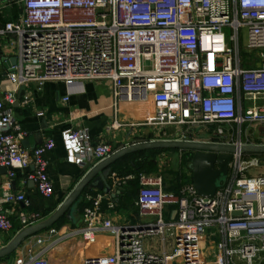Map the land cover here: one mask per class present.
Listing matches in <instances>:
<instances>
[{
	"label": "built area",
	"instance_id": "obj_1",
	"mask_svg": "<svg viewBox=\"0 0 264 264\" xmlns=\"http://www.w3.org/2000/svg\"><path fill=\"white\" fill-rule=\"evenodd\" d=\"M19 1L21 16L0 25V34L14 33L18 42L17 60L5 77L12 86L0 88V167L7 176L0 180V231L12 228L5 204L29 205L24 193L11 189L17 170L25 171L40 196L53 193L46 154L55 141L49 137L30 149L21 144L26 131L13 107L31 96L19 99L20 85L108 79L117 98L125 93L128 100L152 99L153 123L185 128L178 139L264 143L241 136L245 123L264 125V0ZM10 2L0 0V11ZM245 51L255 54L244 56ZM61 138L77 164H95L115 151L107 143H92L85 128L65 130ZM261 164L257 155L233 152L228 174L212 197L199 195L192 183L176 193L166 191L160 174L111 172L114 189L137 178L139 215L154 220L115 226L105 217V207L114 202L103 192H83L76 234L92 243L98 231L109 230L115 248L111 255H88L82 264H264V175H249ZM166 205L175 208L174 218H164ZM15 218L24 228L42 215L18 211ZM169 229L173 249L167 253ZM154 235H161L160 253L144 247V238ZM32 248L12 264H47L44 252L31 254Z\"/></svg>",
	"mask_w": 264,
	"mask_h": 264
},
{
	"label": "crops",
	"instance_id": "obj_2",
	"mask_svg": "<svg viewBox=\"0 0 264 264\" xmlns=\"http://www.w3.org/2000/svg\"><path fill=\"white\" fill-rule=\"evenodd\" d=\"M21 14V2L12 0L0 11V25L5 21L18 19ZM17 54L16 35L11 32L0 34V61L13 56L17 57ZM2 70L3 65L0 62V71ZM11 86L6 78H1V89ZM122 92H125L124 86ZM24 94H30V101L22 103L19 100L13 107L17 122L26 131L21 144L30 149L49 137L54 139V148L46 154L47 172L52 181L53 193L49 198L40 196L36 192L33 182L26 178L25 171H16V175L11 180V189L13 192L24 193L29 199V205L22 202L15 205H4V209L7 210L12 220V228L8 232L0 231V248L22 229L15 218L16 212L36 211L41 213V220L47 218L84 175L85 164H93V162L77 164L66 153L61 138L63 131L85 128L89 131L92 143H107L117 150L138 141L178 139L180 138L179 134L185 130L177 125L154 124L156 104L152 99L128 100L125 93L117 98L113 94V85L108 79L77 80L69 86L61 79L47 80L40 87L35 82H29L17 88L19 99ZM67 94L68 98L63 99ZM114 122L119 126L114 127ZM261 133L264 134L263 129ZM191 155L192 152L187 150L163 149L151 156L157 167L156 173L162 176V172H166L168 176V179L162 177L164 190L176 193L183 184L192 183V173L188 168L190 160L186 161ZM123 164L125 162L117 167ZM6 179V171L0 172V180L5 181ZM108 181L110 180L108 179ZM133 184L132 179L127 180L124 189L120 190L118 195L115 197L106 196L114 202V207H105V217L110 219L115 226L136 227L149 220V218L139 215L138 206L135 205L138 186ZM86 188L103 192L101 189L89 186ZM127 191L133 192L127 196L129 203L124 202V194ZM112 192H115V189ZM174 209L168 205L164 206V218H174ZM77 216H80L79 208ZM77 227V221L72 223L65 218L57 227H53L54 233H50V229H46L42 234L38 233L36 236L25 239L16 248L12 258L14 260L21 258L31 245L33 247L40 245L37 248V253L44 252L43 258L46 259L47 264H56L58 261L64 263L66 258L70 257L68 255L70 247H73L74 253H79V257H82L81 264L88 255H111L114 253L115 236L111 231L100 230L96 233L94 242L85 241L81 245L82 237L75 232ZM38 236L42 238V242L37 244L35 241ZM8 259V257L1 259L0 264H6Z\"/></svg>",
	"mask_w": 264,
	"mask_h": 264
},
{
	"label": "water",
	"instance_id": "obj_3",
	"mask_svg": "<svg viewBox=\"0 0 264 264\" xmlns=\"http://www.w3.org/2000/svg\"><path fill=\"white\" fill-rule=\"evenodd\" d=\"M16 60L17 57L13 56L0 61L3 65V70L0 71V80L7 76V71L11 70V65ZM148 149L191 151L192 155L188 168L192 173V184L197 193L205 197H212L221 182L226 178L233 152L238 150L244 154L257 155L264 163V143L240 144L237 146L233 143L218 141L152 139L128 144L118 148L95 164L86 163L84 175L58 207L47 218L24 227L13 235L9 242L0 248V259L8 257L26 238L50 228L61 217H65L68 221L74 223L76 221L75 213H77L81 194L85 187L101 189L106 196L110 195V197L118 195L121 189L116 188L115 192H112L114 188L108 181L111 174L110 166L127 154ZM30 169L33 170V166ZM5 171V168L0 167V172Z\"/></svg>",
	"mask_w": 264,
	"mask_h": 264
},
{
	"label": "rangeland",
	"instance_id": "obj_4",
	"mask_svg": "<svg viewBox=\"0 0 264 264\" xmlns=\"http://www.w3.org/2000/svg\"><path fill=\"white\" fill-rule=\"evenodd\" d=\"M241 39H242V42L245 43L246 42V30H243L242 31V34H241ZM255 54L254 51H245V52H242V55L244 56H253ZM216 126H212L210 127V130L212 128H215ZM264 130V125H260V124H257V123H252V124H243L242 126V130H241V136H242V140H245L246 139V136L249 137V139L251 141H256V142H262L264 141V134L261 133V130ZM264 175V163H262L261 165L257 166V167H252L249 169V175ZM162 177L164 178H167L168 179V176L166 174V172H162ZM75 217H76V221L80 222V216H77V213H75ZM149 220H154V218H149ZM75 221V222H76ZM44 231V230H43ZM41 231L39 234H42ZM172 230H166V233H165V248H166V252L167 253H170L172 252V249H173V237L170 235V232ZM33 236H36V235H33ZM32 237V236H31ZM29 238V237H28ZM27 239V238H26ZM83 239V238H82ZM80 240V243L81 245L83 244V242H85L86 240ZM144 247L152 252H155V253H160L162 252V241H161V235H154L152 238L151 237H145L144 240ZM40 245H35L33 248H32V252L31 254L33 253H36L37 252V248L39 247ZM70 252L68 255H70L69 258H66V261L63 263V262H60L58 261L56 264H81V259L82 257H79V253H74V249L73 247H70ZM26 254V252H25ZM24 254V255H25ZM15 255V251L12 252L9 256H8V262L6 264H11L13 263V256ZM5 264V263H4Z\"/></svg>",
	"mask_w": 264,
	"mask_h": 264
},
{
	"label": "trees",
	"instance_id": "obj_5",
	"mask_svg": "<svg viewBox=\"0 0 264 264\" xmlns=\"http://www.w3.org/2000/svg\"><path fill=\"white\" fill-rule=\"evenodd\" d=\"M160 150H163V149H155V150L154 149H148V150H141L138 152L127 154V155L121 157L116 162H114L112 164L113 166L112 165L110 166V171L115 172L119 176H125V175L131 174V173L135 174V175H138L139 173H147V174L155 173V174H157L156 173L157 167H156V164H155L153 157H151V156H153L154 153H156L157 151H160ZM139 155H142V156H139ZM190 158L191 157L187 158L186 161L189 162ZM122 162H125V164H123L120 167H117V165L122 164ZM132 180H133L134 186H139L137 178H134ZM124 187L125 186H123L121 188V190L124 189ZM85 191H91V190L87 189L85 187L83 192H85ZM129 193L133 194L132 191H129V192L127 191L124 194V202L125 203H129V198L127 197ZM136 196H137V194H136ZM78 208L80 210L82 208V202L81 201L78 204ZM63 220H65V217H61L50 228L57 227Z\"/></svg>",
	"mask_w": 264,
	"mask_h": 264
}]
</instances>
